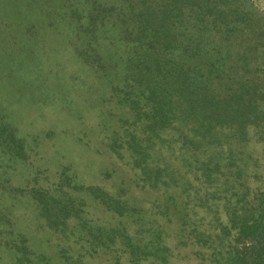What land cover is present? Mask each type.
Here are the masks:
<instances>
[{
    "label": "rangeland",
    "instance_id": "374dc122",
    "mask_svg": "<svg viewBox=\"0 0 264 264\" xmlns=\"http://www.w3.org/2000/svg\"><path fill=\"white\" fill-rule=\"evenodd\" d=\"M136 1L0 0V264H220L250 247L237 226L264 206V147L210 114L227 69L264 83V40L183 7L154 59L124 31Z\"/></svg>",
    "mask_w": 264,
    "mask_h": 264
},
{
    "label": "trees",
    "instance_id": "16d2710c",
    "mask_svg": "<svg viewBox=\"0 0 264 264\" xmlns=\"http://www.w3.org/2000/svg\"><path fill=\"white\" fill-rule=\"evenodd\" d=\"M136 2L138 10H132L129 17L124 20V31L132 36L138 44L143 42L145 51L148 54H154V59L165 43L174 40V25L171 24L175 23L173 17L178 16V9L183 7H188L190 15L194 14L196 19L204 17L205 14H210L212 18H215V13L212 12L215 10L218 14L216 18H218L219 24H224L225 20L227 24H230V27L227 28L228 31H235V25L238 24L253 34L256 40L255 49L258 48V40H264V23L258 21L259 18L256 20L255 12L245 8L246 0H219V4L224 6L219 10L217 0H137ZM248 11L252 13V18L242 17ZM183 14L185 15V13ZM196 44L199 45V41H196ZM226 71L227 76L222 78L223 93L210 115L218 111V117L226 119L230 127H234L237 132L235 135L239 138L238 142L246 139L247 128L252 126L255 137L264 147V131L261 132V135L258 130V123L262 122L259 118L264 117V105L258 106L255 102L256 97L264 96V83L255 78L254 80L247 78L244 72L241 75H237L236 72L234 76L231 75L230 69ZM209 97H211V92L207 95V98ZM213 102L209 105H212ZM214 119L212 117L210 120ZM251 172L250 178H253L254 181L261 182L263 180L264 182V172L258 173L256 168ZM251 212L258 213L257 221L236 225L238 234L247 238L250 247L248 250L241 251L236 244L233 245L229 242L225 250L226 255L220 257V264H264V206H259ZM223 240H220L222 247L225 244Z\"/></svg>",
    "mask_w": 264,
    "mask_h": 264
}]
</instances>
